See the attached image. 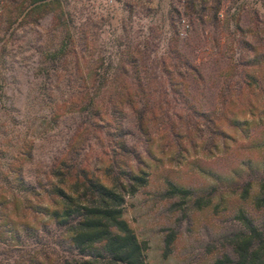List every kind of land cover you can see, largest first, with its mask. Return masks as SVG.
Here are the masks:
<instances>
[{"label": "trees", "instance_id": "obj_1", "mask_svg": "<svg viewBox=\"0 0 264 264\" xmlns=\"http://www.w3.org/2000/svg\"><path fill=\"white\" fill-rule=\"evenodd\" d=\"M51 1L28 0L39 9ZM176 1L183 11L173 1L161 56L146 38L118 49L116 61L60 63L61 54H78L65 43L37 67L24 101L0 48V264H148L125 204L159 171L160 196L179 198L176 205L234 206L227 214L235 227L220 235L225 251L211 264H264V129L252 127L258 114L264 124V14L255 11L247 29L235 18L231 31L225 0ZM183 16L204 28L222 21L228 42L209 37L215 45L206 48L202 28L195 37L204 45L186 42ZM205 59L215 74L204 72ZM230 131L259 151L206 171L195 157H231L227 142L238 141ZM163 158L185 161L212 183L172 177ZM173 239L165 237V255Z\"/></svg>", "mask_w": 264, "mask_h": 264}, {"label": "rangeland", "instance_id": "obj_2", "mask_svg": "<svg viewBox=\"0 0 264 264\" xmlns=\"http://www.w3.org/2000/svg\"><path fill=\"white\" fill-rule=\"evenodd\" d=\"M173 1L174 5L183 11L182 3L176 0H116L120 11L115 16L109 17L101 12L89 13L82 0H54L44 9L35 7L37 4H30L28 0H0V48L5 47L2 59L11 67L6 75L8 79H16L15 81L22 83L20 96L24 101L30 90L27 83L41 76L36 73L37 67L48 65L50 63L48 54L65 43L78 54L77 56L71 53L61 54L57 59L60 63L70 60L73 62L77 58L80 62L85 60L91 62L100 58L105 59L106 62L116 61L118 49L129 44L128 42L136 45L146 38L152 39L151 43L156 49L155 55L161 56L166 51L172 32L170 10ZM225 2L223 11L229 9V14L233 17L228 26L231 31L235 27V18L243 29H247L253 25L250 19L254 18L255 11L264 14V0H230L229 3L225 0ZM224 24L220 21L215 27L204 28L199 27L193 18L189 20L188 17L183 16L179 24L180 35L186 38V42L199 41V45L206 43V48H213L215 44L209 37H215L221 44L228 42L225 38L226 32L223 30ZM263 25L259 26L263 27ZM201 28L204 29L203 36L207 35L205 43L195 37V33ZM246 38L253 44L258 43L249 35H246ZM84 46H87L88 52L94 50L92 55H81L80 51ZM201 57H204L202 53L198 55L197 61L201 60ZM234 57H237V54ZM204 61L206 62L204 72L215 74L212 61L208 59ZM62 75L67 77L71 74ZM210 98L212 99V94ZM262 119L264 121V116ZM255 120L252 127L263 131L264 124H258L259 114L255 115ZM230 133L238 141L236 145L233 141L227 142L230 145L231 157L219 153L199 154L195 157L206 171L213 169L221 172L226 169L231 159L238 161L251 157L253 153L259 151L245 149L243 145L246 140L240 136V133L234 131ZM260 153L264 157V150H260ZM161 161L166 166L171 165L172 177L191 181L192 185L212 183L206 174L189 168L183 160H177L172 164L165 158ZM165 176L166 172L163 171L151 175L150 183L128 198L125 204V218L138 239L147 244L145 250L147 263L211 264L219 253L225 251L220 244V235L235 227L236 222L227 214L234 210V206L222 204L215 208L214 205H210L197 209L189 204L176 205L174 202L179 201V198L170 199L160 196L165 189ZM235 205L241 206V204ZM171 232L174 233V239L165 255L164 240Z\"/></svg>", "mask_w": 264, "mask_h": 264}, {"label": "built area", "instance_id": "obj_3", "mask_svg": "<svg viewBox=\"0 0 264 264\" xmlns=\"http://www.w3.org/2000/svg\"><path fill=\"white\" fill-rule=\"evenodd\" d=\"M82 2L86 4V10L92 14L101 12L106 16L112 17L120 11L116 0H82ZM220 16H222V14Z\"/></svg>", "mask_w": 264, "mask_h": 264}]
</instances>
